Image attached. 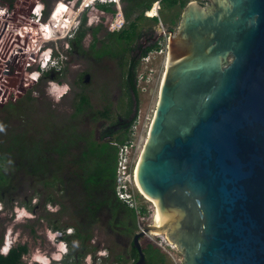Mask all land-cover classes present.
Wrapping results in <instances>:
<instances>
[{
  "label": "water",
  "instance_id": "obj_1",
  "mask_svg": "<svg viewBox=\"0 0 264 264\" xmlns=\"http://www.w3.org/2000/svg\"><path fill=\"white\" fill-rule=\"evenodd\" d=\"M207 1L169 32L136 167L161 228L132 236L133 264L150 232L183 264H264V0Z\"/></svg>",
  "mask_w": 264,
  "mask_h": 264
},
{
  "label": "rangeland",
  "instance_id": "obj_2",
  "mask_svg": "<svg viewBox=\"0 0 264 264\" xmlns=\"http://www.w3.org/2000/svg\"><path fill=\"white\" fill-rule=\"evenodd\" d=\"M28 1L0 0V6L5 7L7 4L20 2L28 3ZM54 1L57 2L58 0L39 1L43 4L44 16H46V10L52 7ZM190 2H197L202 5L200 0H190ZM69 3V7L64 4L59 5L58 15L62 14V18L54 17V19L57 20L60 27L67 29L82 22L83 18H85L83 30L86 31L81 43L84 52L81 53L82 58L70 54L69 51L64 54L66 64L62 67L60 78L48 80L46 77H42L36 86L31 84L30 87H27L31 82L29 79L33 80L34 78L27 79L26 73L19 72L12 65L0 63V124H3L5 128L4 131L0 132V157H7V160L2 161V159L0 164H2L1 171L9 178L7 181L9 184L5 186V200L0 201L2 206L0 210V251L5 240L7 248L12 243L15 244V247L25 244L28 253L22 258V264H33V262H41L40 264H42L43 261L47 262V258L50 255L53 260H59L61 253H57V251L69 253V248L64 246V243L59 245L53 240L54 236L50 227L57 224L67 236V233L71 234L75 231L74 229H79V224L87 218L86 211L82 209V204L78 205L77 200L80 199H76L79 196L77 188L79 180L74 175L69 176L70 171L68 172V170H72L70 173H81L82 158L80 154L84 151L85 144L83 141L77 140L75 146L70 145L67 155L62 159L64 162L62 166L64 167L50 169V171H47L50 176L44 178L41 173L32 174L23 167L18 168L16 163L20 161V158L17 155V148L11 154L6 153L7 148L10 147L8 144L10 138L17 137L18 139V136H20L19 138L22 140L21 136H26L31 143L40 142L43 144L45 141H51L57 136L65 138L66 133L69 138H72V133H74V135H79L80 137L90 136L91 139L97 140L103 127L110 125L118 117L123 116L127 108L128 93L124 87L122 71L127 64L128 51L124 53L123 59L121 56H117L113 59L103 58L97 61L93 55L96 54L97 57H100L99 49L103 44L107 43V39L103 38L106 33L115 32L119 26H125L122 9L127 4L121 0H117V4L100 3L105 5L104 7H108L111 12L113 11L111 17L110 13L102 16V13L96 9V5L99 2L86 7L85 5L89 4L88 0H71ZM152 6L154 10L157 4ZM202 6L209 7V4L205 3ZM184 8L175 6L173 9L168 8L165 4H159L157 29H161L162 25H164L167 30L176 32L181 24ZM137 13V10H135L128 20H132ZM143 17L153 18L147 16V14H143ZM147 23L149 22L145 20L139 21L137 27L141 30ZM96 27L98 28L95 33L96 41L94 49L91 50V32ZM57 46L60 48V44H57ZM131 46H134V44ZM120 49L122 48L120 47ZM162 61L163 57H157L153 65L159 66ZM120 63L125 64V66L121 68ZM140 71L142 69L137 68L136 75ZM25 78L26 80L24 81L23 79ZM86 79H88V82ZM51 81L61 84V86L63 85L62 88L55 89L53 86L46 88ZM160 84L161 82L158 85V81L157 83L155 81L152 84L150 82L141 84L139 87L135 86L137 93L136 111L140 110L146 113L151 119L157 102ZM15 89H20L23 95L17 97L14 92ZM24 89H27V91L23 93ZM52 90L57 91L58 94L48 96ZM64 92L67 93V96L63 101H59V96ZM25 96H28V99ZM83 97L87 98L89 107H87L85 113L76 114L75 108L80 98ZM104 109H107L108 117H101L96 114V111H103ZM61 130H65L66 133L61 132ZM51 157L54 162H58L61 159L58 154H52ZM53 175L57 178H62L63 181L65 179L64 183L59 182L58 179L53 181ZM48 196L49 199L55 202V204L50 202L51 207L48 210L51 212L55 211L58 214H44L46 209H44L43 205L47 203L44 202V199ZM27 200L30 205H32L31 203L34 200L36 201L37 205L31 210L35 215L43 219H29L30 215L28 212L30 210L23 205V202ZM5 202L8 204H5ZM138 205L139 208H144L145 213L143 216H139L138 220L135 219L134 229H132L128 218L125 217L123 219L115 215L109 219L107 210L100 209L95 214L96 219L93 227L89 229L91 242L86 244L85 249L80 251V242H71L72 255L86 253L79 264H102L106 255L107 259H109H106L108 262L114 256L121 255L123 259L121 264H131L129 249L132 236L138 232V228L142 229L146 225L155 223L156 217L155 206L152 203L139 197ZM13 208L15 212H13ZM143 217L144 220H142ZM31 228L34 234L33 245L37 247L35 251H31L32 244L29 240V230ZM44 235L48 238V241L42 238ZM146 241L155 243L160 248L158 255L156 254L153 257L155 263L152 264H183L182 254L176 250L174 245L168 243L163 235H147L145 239L138 241L140 248L144 246ZM1 253L3 254V251Z\"/></svg>",
  "mask_w": 264,
  "mask_h": 264
},
{
  "label": "trees",
  "instance_id": "obj_3",
  "mask_svg": "<svg viewBox=\"0 0 264 264\" xmlns=\"http://www.w3.org/2000/svg\"><path fill=\"white\" fill-rule=\"evenodd\" d=\"M122 2L126 3L127 5L122 9V16L125 20V26L120 27L119 30L112 32L109 35V41L111 47L108 49L106 44H103L100 49V57L109 56L112 59L116 58L117 56H121L123 59V55L130 49V46L135 43V40L139 37V28L137 27L138 22L142 20H151L154 19L156 22H159V18L154 16L153 18H145L143 17V13L146 12L147 16H149V10L152 8V5L156 2L159 4H165L168 8H172L174 6H179L180 8H184L190 0H121ZM12 5V4H11ZM105 5L97 4L96 9L99 10L102 16L106 13H110L111 17L113 15V11L108 7H104ZM137 10V15L132 19L128 20L130 15ZM133 12V13H132ZM153 16V9L151 10L150 16ZM85 18H83L81 22V27L76 35L74 40V44L76 47L80 48L82 39L85 37V31L83 30ZM98 28H94L91 32L92 34V46L91 50L94 49V44L96 41L95 33L97 32ZM120 47L122 49H120ZM158 48V44L145 49L143 52L140 53L139 57L136 60H131L130 65L126 68L125 64L120 63V67L125 69L123 72V80H124V87L128 93V102L127 108L123 116L115 120V122L111 123L103 127L102 131L100 132V137L97 140H93L89 137H80L79 135H74L72 133V138L67 136L66 131L61 130V132L66 133L65 138L61 136L54 137L51 141H45V143H31L30 139L26 138V136H21L22 140L17 137H11L8 141L10 145L7 148L6 153L11 154L15 148L18 151V157L20 161L16 164L18 168H25L32 174L45 173L48 169H57L64 165L63 158L67 155L70 145L75 146L76 141H83L85 144L84 151L81 152L80 157L81 166L80 169L82 170L81 173H70L72 170H68L69 176L74 175L76 179H78V192L79 196L76 199L78 201V205L82 204V209L90 213L91 220H87L88 223L79 224V229H74V234L72 237L65 239L64 241L69 248V252L71 253V242L78 241L80 242V251L85 249L84 243L91 241V236L89 235V229L91 227V222H94L96 217L95 214L100 209L108 210L109 214L113 217L118 215L121 218H128L132 225V229L135 228V216L133 212L120 204L115 198L113 194V182L115 176V159H116V149L112 147L109 143L111 141H116L118 143H123L127 138V130L132 122L133 119V103L135 102V111L137 109V93L135 88V75H136V67L138 64V60L144 56L147 52H150L154 49ZM94 53V52H93ZM102 54V56H101ZM94 58L97 57L96 54H93ZM44 76L48 80H57V77H52V75L44 74ZM27 91V90H26ZM130 92H132L130 94ZM28 99V96H25ZM134 98V99H133ZM88 106L87 98L83 97L80 98L77 107L75 108V113H85ZM96 114L101 117H108L107 109L103 111H96ZM65 139V141H64ZM49 152L50 156L52 154H58L61 158L60 161L54 162L51 158H49L50 163H48V159L45 157V153ZM5 157H0V161ZM1 163V162H0ZM55 167V168H54ZM64 167V166H62ZM2 164H0V192L5 189V186L9 183L7 182L9 178L5 175L2 171ZM53 174V173H52ZM54 176V175H53ZM58 179L59 182L64 183L62 178H57L54 176L52 180ZM68 180V179H67ZM68 184V183H67ZM67 191V190H66ZM82 192V193H81ZM3 198L0 193V201ZM10 201V200H9ZM52 201V200H50ZM6 204H8L6 202ZM23 205L29 209V202H23ZM145 213L144 208H140V216H143ZM144 220V217L143 219ZM54 231H58L57 227L51 228ZM146 238V237H145ZM144 237L140 239H145ZM139 239V240H140ZM160 248L151 242H147L142 246L141 252L144 256L145 264H152L155 263L153 261V257L159 252ZM28 253L27 246L17 245V247L12 248L9 250L7 255L3 256L0 255V264H22V257ZM83 253V252H81ZM86 253L83 254L79 253L78 258L83 260ZM129 259L131 260V264H133L136 259V253L134 250L130 249L129 251ZM108 262V261H107ZM123 262L121 255H116L112 258L109 264H121ZM106 261H104V264Z\"/></svg>",
  "mask_w": 264,
  "mask_h": 264
},
{
  "label": "built area",
  "instance_id": "obj_4",
  "mask_svg": "<svg viewBox=\"0 0 264 264\" xmlns=\"http://www.w3.org/2000/svg\"><path fill=\"white\" fill-rule=\"evenodd\" d=\"M39 1L29 0L28 3L20 2L12 5L7 4L5 7L0 6V63L12 65L21 72L27 71L25 72L27 74L26 78H34L33 80L29 79L31 82L28 86H31V84L34 86L40 80V77H43L42 75L37 76L36 67L40 66L45 69L46 74L55 75V77L61 73L66 62L64 53L69 51V41L75 36L76 26L80 23L64 29L54 19V17L62 18V14L58 15L59 5L64 4L69 7L71 0H59L53 3L52 7L46 10V16H44L43 4ZM98 2L99 4L107 2L117 4V0H110V2L109 0H95L93 3L85 5V7ZM154 4H157L158 11L159 2ZM168 38L169 33L164 34V37L158 43V48L147 52L138 60L136 71L137 68L142 69V71L135 75L136 87L144 83L151 82L152 84L155 81L156 83L158 81L159 85L161 82L166 54L168 53ZM57 44H60V48ZM157 57H163V61L159 66L153 65ZM26 78L23 80L25 81ZM48 85L57 89L55 87L57 85L53 83H48ZM14 92L17 97L23 95L20 89H15ZM150 122L151 117L149 115L137 110L127 130L126 140L123 143L116 141L109 143L116 149L113 182L114 198L122 206L131 210L136 220L140 216L138 198L141 197L145 200L136 186V167ZM141 230L138 228V232ZM149 234L152 233H147L146 236Z\"/></svg>",
  "mask_w": 264,
  "mask_h": 264
},
{
  "label": "flooded vegetation",
  "instance_id": "obj_5",
  "mask_svg": "<svg viewBox=\"0 0 264 264\" xmlns=\"http://www.w3.org/2000/svg\"><path fill=\"white\" fill-rule=\"evenodd\" d=\"M59 1V0H58ZM200 1H202V5H204L205 3L206 4H209L208 3V1H206V0H200ZM55 2V1H54ZM53 2V3H54ZM178 6V5H177ZM152 8H153V6H152ZM152 8L149 10V12H151V10H152ZM173 9L175 8V6L174 7H172ZM147 12V11H146ZM146 12H144L145 14H146ZM143 13V14H144ZM158 13L159 12H157L156 14L158 15ZM156 15V17H158ZM150 16V15H149ZM155 16V15H154ZM154 16H152V17H154ZM147 18V17H146ZM147 22H149V23H147L141 30H139V37L135 40V43H134V46H130V49L128 50V60H127V64H126V68H128L129 67V65H130V61L131 60H136L138 57H139V55H140V53L141 52H143L145 49H147V48H150V47H152V46H154L155 44H158L159 43V41H160V36L161 35H163V36H161V39L164 37V34H167V33H169L170 31H172V30H167L165 27H164V25L161 27V29H157V22H156V20H154V19H151V20H146ZM80 27H81V25H80ZM80 27L78 28V31H79V29H80ZM123 27V26H122ZM97 28V27H96ZM78 31H77V33H78ZM174 31V30H173ZM77 33L75 34V36L69 41V45H70V48H69V53L70 54H73V55H75L76 57L77 56H80V58H82V52H84L83 51V48L82 47H80V48H78V47H76V45L74 44V40H75V38H76V35H77ZM109 35H111V33H106L104 36H103V38L104 39H107V43H106V45L108 46V49L111 47V44H110V41H109ZM159 38V39H158ZM93 40V39H92ZM91 46H92V44H91ZM91 46H90V48H91ZM101 49V48H100ZM99 49V50H100ZM98 51V50H97ZM65 54V53H64ZM81 54V55H80ZM103 58H106V59H112L111 57H109V56H105V57H100V58H96V60L98 61V60H101V59H103ZM66 59V58H65ZM64 64H66V62L64 63ZM18 72V71H17ZM19 72H21V71H19ZM21 73H25V72H21ZM61 73H62V71H61ZM61 73L57 76L58 78H60V76H61ZM26 75V74H25ZM43 77H45L44 75H43ZM52 77H55V75H52ZM45 79V78H44ZM87 80V82H88V79H86ZM39 82V81H38ZM38 82H36L35 84H34V86H36L37 84H38ZM51 84L53 83L54 85H57V86H55V87H57V88H62V86H61V84H58V83H55L54 81H51L50 82ZM26 84H27V82H26ZM61 86V87H60ZM50 86L47 84V86H46V88H49ZM44 92H45V90H44ZM132 92H130V94H131ZM57 95L58 94V92L57 91H52L51 92V94H48V96H51V95ZM67 96V93L66 92H64V93H62L60 96H59V98L58 99H61L60 97H63L60 101H63V99L65 98ZM120 117H118V119H119ZM45 157L48 159V163H50V161H49V156H50V153L49 152H47V153H45ZM5 160H7V157H5L2 161H5ZM47 171H50V169H48ZM47 171L45 172V173H43V177L44 178H46V176H50V173H47ZM5 192H6V189H4L3 191H1L0 193H1V196H2V198H3V200L2 201H4L5 200V198H4V195H5ZM50 200H52V199H49V196L48 197H46L45 199H44V202H47V203H45L44 205H43V207H44V209H46V211L44 210V214H48L49 215V213H57V212H55V211H53V212H51L50 210H48L50 207H51V205H50V202H54L53 200L52 201H50ZM1 201V202H2ZM24 202H26V201H24ZM27 202H28V200H27ZM5 204H6V202H5ZM32 205H30L29 204V215L31 216H29V219L30 220H35V219H37V218H39V220H41V218L42 217H39L38 215H35V213L31 210L33 207H35L36 205H37V203H36V201L34 200L32 203H31ZM54 204H55V202H54ZM32 206V207H31ZM52 206H54V205H52ZM0 207H1V209H2V206L0 205ZM42 207V208H43ZM15 208H16V206H15ZM13 210H14V208H13ZM58 211H60L59 209H58ZM13 212H15V210L13 211ZM107 212H108V210H107ZM60 213V212H59ZM109 213V212H108ZM58 214V213H57ZM86 215H87V218H86V220L85 221H83L84 222V224H86V223H88V218H90V213L89 212H87L86 211ZM12 216V215H11ZM108 217H109V219L110 218H113V216L112 215H110V214H108ZM43 219V218H42ZM108 221V220H107ZM83 222H81V223H83ZM54 225H55V227H57L58 229V231H54V230H52L51 228L52 227H54ZM54 225H51V227H50V230L53 232V236H54V238H53V240L55 241V242H57L59 245H62L63 243H64V246H66L67 247V244H66V242L64 241L65 239H67V238H70V237H72L73 236V234H74V232H72L71 234L70 233H67V236L63 233V229H61V228H59L58 227V225L57 224H54ZM93 225H94V222H91V227H90V229L93 227ZM62 233H61V232ZM29 232H30V237H29V240H30V242H31V244H32V247H31V251H35V250H37L36 248L37 247H34V245H33V240H34V234H33V232H32V228L29 230ZM42 238H44L46 241H48V238L44 235ZM91 242V241H90ZM90 242H86V243H84V245L86 246V244H88V243H90ZM6 245V240H5V242L3 243V246H2V250L1 251H4V246ZM11 245V244H10ZM15 244L14 243H12V245H11V248H14L15 246H14ZM80 245L81 244H79V247H80ZM7 248V247H6ZM130 249H132V247H131V243H130ZM130 249H129V251H130ZM133 250V249H132ZM1 251H0V255H1ZM54 251H55V248H54ZM135 251V250H134ZM58 252H60L61 254H60V259L59 260H53V258H51V255L47 258V261H48V264H79V262L81 261L79 258H78V256H79V254H75V255H72L70 252L68 253H66V252H64V253H62V251H57V253ZM46 253V252H45ZM100 253V252H99ZM136 253V252H135ZM5 254V253H4ZM48 255V254H47ZM53 255V254H52ZM25 256V255H24ZM23 256V257H24ZM137 256V255H136ZM22 257V258H23ZM100 257H102V256H100ZM108 257H107V255L106 256H104V260H103V263L102 264H104V261H106L107 262V260H109V259H107ZM107 259V260H106ZM22 260V259H21ZM109 262H111V261H109ZM109 262L108 263H105V264H109ZM33 264H40V263H37V262H33ZM113 264V263H112Z\"/></svg>",
  "mask_w": 264,
  "mask_h": 264
},
{
  "label": "bare ground",
  "instance_id": "obj_6",
  "mask_svg": "<svg viewBox=\"0 0 264 264\" xmlns=\"http://www.w3.org/2000/svg\"><path fill=\"white\" fill-rule=\"evenodd\" d=\"M89 1V3H93L95 0H88ZM104 1H107V0H104ZM154 11H155V13H154ZM157 13V7L153 10V16L154 15H157L156 14ZM167 55V54H166ZM137 180H136V186H137V189H138V191L140 192V194L145 198V200L147 201V202H150V203H152L154 206H155V203L152 201V200H150L149 198H147V197H145L142 193H141V191H140V189H139V187H138V185H137ZM156 221H157V223H156ZM155 225H156V227H158V228H161V225H160V216H159V214H158V212H156V217H155V223H154ZM153 235H155V236H158V235H160L159 233H157V232H154V233H152ZM58 253H60V252H58ZM48 262V261H47ZM46 261H43L42 262V264H48ZM41 263V262H40Z\"/></svg>",
  "mask_w": 264,
  "mask_h": 264
},
{
  "label": "clouds",
  "instance_id": "obj_7",
  "mask_svg": "<svg viewBox=\"0 0 264 264\" xmlns=\"http://www.w3.org/2000/svg\"><path fill=\"white\" fill-rule=\"evenodd\" d=\"M90 6V5H89ZM80 25H81V22L79 23V25H77L76 26V33H77V31H78V28L80 27ZM45 69H43V68H41L40 66L39 67H36V72H37V76L38 77H40L41 75L43 76L44 74H45V72L46 71H44ZM40 79H41V77H40ZM28 87H30V86H28ZM26 89H24V91H25ZM61 99L63 98V97H60ZM61 99H58L59 101L61 100ZM5 130V128H4V125L3 124H0V132H2V131H4ZM17 208V207H16ZM0 210H1V207H0ZM6 247H7V245H5L4 246V251H3V254L1 253V255H7V253L9 252V250L10 249H12L11 248V246H9L7 249H6ZM5 253V254H4Z\"/></svg>",
  "mask_w": 264,
  "mask_h": 264
}]
</instances>
